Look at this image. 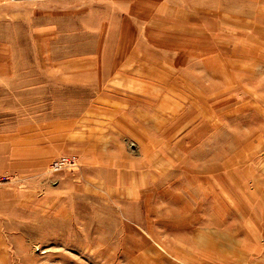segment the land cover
Listing matches in <instances>:
<instances>
[{
    "label": "rangeland",
    "instance_id": "rangeland-1",
    "mask_svg": "<svg viewBox=\"0 0 264 264\" xmlns=\"http://www.w3.org/2000/svg\"><path fill=\"white\" fill-rule=\"evenodd\" d=\"M134 262L264 264V0H0V264Z\"/></svg>",
    "mask_w": 264,
    "mask_h": 264
},
{
    "label": "built area",
    "instance_id": "built-area-1",
    "mask_svg": "<svg viewBox=\"0 0 264 264\" xmlns=\"http://www.w3.org/2000/svg\"><path fill=\"white\" fill-rule=\"evenodd\" d=\"M69 163H71L69 159H58V160L54 161V163L52 165V169L58 170L61 168L62 165L69 164Z\"/></svg>",
    "mask_w": 264,
    "mask_h": 264
},
{
    "label": "bare ground",
    "instance_id": "bare-ground-1",
    "mask_svg": "<svg viewBox=\"0 0 264 264\" xmlns=\"http://www.w3.org/2000/svg\"><path fill=\"white\" fill-rule=\"evenodd\" d=\"M256 12V11H255ZM256 14V13H255ZM242 41V40H241ZM259 46V45H258ZM251 49V48H250ZM237 53V52H236ZM261 53V52H260ZM251 58H253V57H251ZM221 60V59H220ZM235 60V59H234ZM243 60V59H242ZM240 61V60H239ZM222 62V61H221ZM234 62V61H233ZM237 62V61H236ZM242 62V61H241ZM245 63V62H244ZM246 64V63H245ZM236 65V64H235ZM250 67V66H249ZM232 72H234V71H232ZM239 75V74H238ZM220 127V126H219ZM216 129V128H215ZM155 183V182H154ZM119 196V195H118ZM262 213V212H261ZM90 243V242H89ZM140 243V242H139ZM131 247V246H130ZM103 250V249H102ZM106 250V249H105ZM202 251V250H201ZM140 252V251H139ZM198 253V252H197ZM195 254V253H194ZM124 255V254H123ZM209 255V254H208ZM142 256V255H141ZM147 256V255H146ZM87 258H89V257H87ZM135 258H136V256H135ZM150 258V257H149ZM208 258V257H207ZM144 259V258H143ZM94 261V260H93ZM135 263V262H134ZM147 263V262H146ZM200 263V262H199ZM98 264V263H97ZM136 264V263H135Z\"/></svg>",
    "mask_w": 264,
    "mask_h": 264
}]
</instances>
